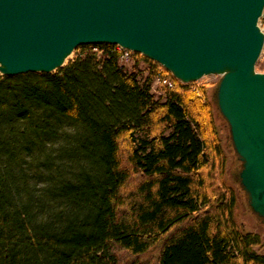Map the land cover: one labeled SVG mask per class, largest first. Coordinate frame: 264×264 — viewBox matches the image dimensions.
Wrapping results in <instances>:
<instances>
[{"label": "trees", "instance_id": "16d2710c", "mask_svg": "<svg viewBox=\"0 0 264 264\" xmlns=\"http://www.w3.org/2000/svg\"><path fill=\"white\" fill-rule=\"evenodd\" d=\"M125 53L141 56L101 44L0 77V264H264L235 220L237 155L218 184L233 146L215 94ZM160 71L175 88L157 96Z\"/></svg>", "mask_w": 264, "mask_h": 264}, {"label": "water", "instance_id": "95a60500", "mask_svg": "<svg viewBox=\"0 0 264 264\" xmlns=\"http://www.w3.org/2000/svg\"><path fill=\"white\" fill-rule=\"evenodd\" d=\"M264 0H0V76L53 74L82 46L117 45L215 90L251 211L264 223Z\"/></svg>", "mask_w": 264, "mask_h": 264}, {"label": "rangeland", "instance_id": "374dc122", "mask_svg": "<svg viewBox=\"0 0 264 264\" xmlns=\"http://www.w3.org/2000/svg\"><path fill=\"white\" fill-rule=\"evenodd\" d=\"M260 25H261L262 29L264 30V16L260 20ZM91 47L92 46H82V47H79L78 49H76V51L67 60L65 66H67L71 61L76 60L80 54L91 49ZM135 54H137V53H135ZM142 57H143V55L131 57V55L128 54V58L126 60H124V64H125L126 68L128 70H132V68L137 63V60H139V58L141 59ZM138 68L143 70L145 72V74L147 75V73H148L147 70L149 68L148 63H146L144 60H141L138 63ZM256 70L260 73H264V51H263V54H262L260 60L258 61L257 65H256ZM57 72H58V70L53 72V74H55ZM160 72H162L165 76H167V78H169V76L167 74H165L163 71H160ZM221 78L222 77L218 76V75H210V76L202 78L200 81L190 83V84H191L192 90L196 93L197 96L204 97V100L207 103H211L212 95L215 94L216 87H217L218 83L220 82ZM156 81H157V79H156ZM161 86H164V85H158L157 83H154V85L152 87L153 92H155L157 96H159L160 94H162L164 92L162 89L163 87H161ZM203 86H207V89H206L207 93H205V88ZM173 88H175V83L173 85ZM218 126L220 128L221 136H222L224 143H225V140L230 137V132H229V130H227V127L224 124V121L220 120ZM235 155L236 154H235L233 149L232 150L230 149L228 151L227 156H228L229 174H226L225 177L223 176L222 180L221 179L218 180V184H221V181H223V180H225V182L229 185L233 184L231 169L233 166V158ZM238 193H239L240 200H239V204L236 206V209H235V220L241 229L253 231V232H256L257 234H259V236L261 238V244L258 245L256 247V249L260 253L264 254V223L261 220H258L257 216L251 211L249 204H248V199H247L245 193H243L242 191L241 192L238 191Z\"/></svg>", "mask_w": 264, "mask_h": 264}, {"label": "built area", "instance_id": "2783aa9c", "mask_svg": "<svg viewBox=\"0 0 264 264\" xmlns=\"http://www.w3.org/2000/svg\"><path fill=\"white\" fill-rule=\"evenodd\" d=\"M118 49L123 50L121 47L118 46ZM128 58V53H125L123 56V60H126ZM158 85H165L169 87H173L174 83L170 78H167L162 72H159L157 76V81L155 82Z\"/></svg>", "mask_w": 264, "mask_h": 264}]
</instances>
